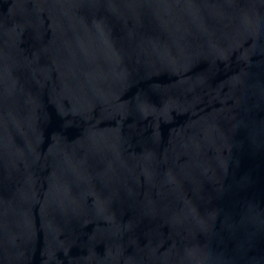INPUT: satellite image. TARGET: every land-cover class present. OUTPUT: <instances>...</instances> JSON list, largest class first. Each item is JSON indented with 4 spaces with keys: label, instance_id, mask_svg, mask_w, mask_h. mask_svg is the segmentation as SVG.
<instances>
[{
    "label": "water",
    "instance_id": "obj_1",
    "mask_svg": "<svg viewBox=\"0 0 264 264\" xmlns=\"http://www.w3.org/2000/svg\"><path fill=\"white\" fill-rule=\"evenodd\" d=\"M0 264H264V0H0Z\"/></svg>",
    "mask_w": 264,
    "mask_h": 264
}]
</instances>
